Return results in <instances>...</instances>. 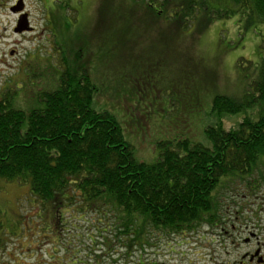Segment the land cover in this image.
Returning a JSON list of instances; mask_svg holds the SVG:
<instances>
[{
    "label": "rangeland",
    "instance_id": "obj_1",
    "mask_svg": "<svg viewBox=\"0 0 264 264\" xmlns=\"http://www.w3.org/2000/svg\"><path fill=\"white\" fill-rule=\"evenodd\" d=\"M17 1L0 0V95L14 94L20 110L41 107L39 96L54 86L61 61L71 70L79 66L97 87L95 107L118 118L135 158L147 164L159 157L158 144L177 134L201 142L212 96L237 94L245 85L240 68L260 59L259 32L245 30L237 18L215 21L182 42L175 27L146 25L141 12L132 15L135 9L126 7L124 43L119 0L108 13L116 25L104 32L99 0H23L31 29L21 34L14 33L21 14L10 11ZM214 203L213 224L191 233L169 234L148 222L125 232L111 205L38 206L28 185L0 183V264H234L232 241L240 244L249 234L264 241V160L251 177L222 182ZM53 211L64 216L62 224Z\"/></svg>",
    "mask_w": 264,
    "mask_h": 264
},
{
    "label": "trees",
    "instance_id": "obj_2",
    "mask_svg": "<svg viewBox=\"0 0 264 264\" xmlns=\"http://www.w3.org/2000/svg\"><path fill=\"white\" fill-rule=\"evenodd\" d=\"M114 3L98 2L103 32L116 25L108 18ZM117 7L124 43L126 7L135 9L132 15L141 12L146 25L175 27L182 42L215 21L237 18L245 30L259 32L260 59L242 69L238 63L245 85L237 94L212 96L201 142L177 134L158 144L159 157L150 164L135 158L118 118L95 107L98 90L89 72L61 61L65 69L54 71V86L39 96L41 107L20 110L14 94L0 95V183L28 185L38 206L111 205L122 215L125 232L139 222L173 235L194 232L213 224L218 186L251 177L264 160V0H119ZM51 213L62 224L64 216ZM58 230L65 234L62 226ZM59 231L55 236L62 237ZM94 252L92 258L100 257Z\"/></svg>",
    "mask_w": 264,
    "mask_h": 264
},
{
    "label": "flooded vegetation",
    "instance_id": "obj_3",
    "mask_svg": "<svg viewBox=\"0 0 264 264\" xmlns=\"http://www.w3.org/2000/svg\"><path fill=\"white\" fill-rule=\"evenodd\" d=\"M248 236H250V238H244L240 244H237L235 241H232V246L235 252L238 253V259L235 261L234 264H264V241L258 239L257 236L254 234H249ZM252 240H254V242L251 244ZM243 244L250 246V250H241V246Z\"/></svg>",
    "mask_w": 264,
    "mask_h": 264
},
{
    "label": "water",
    "instance_id": "obj_4",
    "mask_svg": "<svg viewBox=\"0 0 264 264\" xmlns=\"http://www.w3.org/2000/svg\"><path fill=\"white\" fill-rule=\"evenodd\" d=\"M22 1L23 0H18L17 1V5L14 6V7H12L10 9V11L13 14H18L19 15V14H21L23 12V4H22ZM30 29L31 28H29V26H28L27 15L26 14H21L19 16V20L17 22V26L14 29V33L21 34V33L30 31Z\"/></svg>",
    "mask_w": 264,
    "mask_h": 264
}]
</instances>
